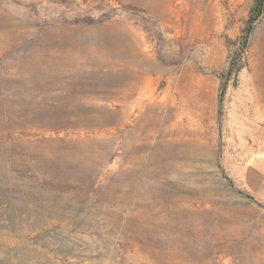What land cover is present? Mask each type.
<instances>
[{
  "label": "rangeland",
  "instance_id": "1",
  "mask_svg": "<svg viewBox=\"0 0 264 264\" xmlns=\"http://www.w3.org/2000/svg\"><path fill=\"white\" fill-rule=\"evenodd\" d=\"M257 1L0 0V264H264Z\"/></svg>",
  "mask_w": 264,
  "mask_h": 264
},
{
  "label": "trees",
  "instance_id": "2",
  "mask_svg": "<svg viewBox=\"0 0 264 264\" xmlns=\"http://www.w3.org/2000/svg\"><path fill=\"white\" fill-rule=\"evenodd\" d=\"M254 11L256 12V17L259 18L264 15V0H258L254 6ZM252 199H254L252 197Z\"/></svg>",
  "mask_w": 264,
  "mask_h": 264
}]
</instances>
